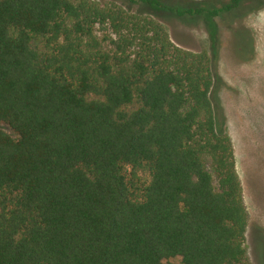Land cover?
Segmentation results:
<instances>
[{
  "label": "trees",
  "instance_id": "16d2710c",
  "mask_svg": "<svg viewBox=\"0 0 264 264\" xmlns=\"http://www.w3.org/2000/svg\"><path fill=\"white\" fill-rule=\"evenodd\" d=\"M252 1L0 0V264H250L218 57L132 7Z\"/></svg>",
  "mask_w": 264,
  "mask_h": 264
},
{
  "label": "rangeland",
  "instance_id": "374dc122",
  "mask_svg": "<svg viewBox=\"0 0 264 264\" xmlns=\"http://www.w3.org/2000/svg\"><path fill=\"white\" fill-rule=\"evenodd\" d=\"M161 1L179 9H212L230 0ZM247 6L243 4L212 20H207L205 12L180 17L169 10L155 11L140 4H134L132 10L153 14L177 45L216 53L220 76L213 99L233 140L243 185L249 213L248 260L250 264H264V0L252 1ZM165 264H182V258H170Z\"/></svg>",
  "mask_w": 264,
  "mask_h": 264
}]
</instances>
